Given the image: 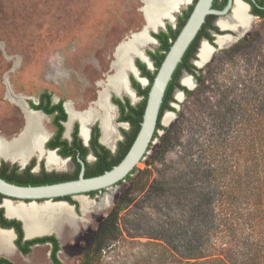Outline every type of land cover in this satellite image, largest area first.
<instances>
[{
    "label": "rangeland",
    "instance_id": "rangeland-1",
    "mask_svg": "<svg viewBox=\"0 0 264 264\" xmlns=\"http://www.w3.org/2000/svg\"><path fill=\"white\" fill-rule=\"evenodd\" d=\"M145 6L144 0H0V148L26 129L29 120L23 110L28 112L29 102H38V97L45 91L53 94L54 102L63 98L78 112L95 108V100L104 90L99 84L106 86L107 77L114 76L111 65L115 61V50L121 43L128 44L129 38L146 25ZM175 22L164 20L163 28L158 26L156 30H150L149 36L152 38L151 34L166 31L167 25L176 27ZM251 27L242 39L248 41L254 37L249 43L240 44L241 40H236L220 47L215 41L213 44L207 42L216 52L203 68L197 66L200 50L197 51L191 64L197 69V75L203 76L202 85L196 80L192 88L184 86L180 80L186 71L182 72L180 85L194 94L189 97L182 90L175 89L174 101L170 104L175 111H166L162 120L164 127L173 128L170 148H161V139H156L149 154L137 166L139 172H149L147 190L150 184L156 188L164 184V180L171 187L180 186L186 180L196 179L193 174L197 170L210 167L215 186L226 198V191L232 189L233 184L245 183L249 168L255 165L264 169V21L255 19ZM247 31L240 29L237 38L243 37ZM158 47L156 42L141 46L138 51L147 55L146 52H156ZM130 55L132 64L144 63L136 55ZM151 72H155V68ZM124 73L127 84L136 79L134 73ZM148 84L141 87L147 88ZM107 96L111 101L113 98H128L113 90H108ZM141 100L138 98L134 105ZM117 114L115 111L118 135L114 138V148L110 150L121 141V130H129V126L117 124ZM44 123L48 134L52 133L50 120L45 119ZM75 123L79 124V121L73 125ZM99 123L97 119L89 123L88 135L91 127ZM73 125L70 132L67 129L68 136ZM164 134L162 130L159 132L160 137ZM32 160L49 172H73V166L68 162L62 169H53L46 166L45 157L34 154L27 164ZM1 163L20 165L4 157H0ZM93 163L94 160H90V164ZM207 170L199 175L200 180L204 179ZM130 186V181H125L121 186L99 193L98 197L87 196L89 205L86 208L77 198L79 211L72 209L75 213L73 223L70 226L61 223V234L52 231L58 237V257L63 264H80L83 255L95 247V236L104 219ZM261 186L264 187L263 182ZM172 192L169 190L168 194L161 195L157 205L162 207L165 199L173 198ZM145 194L137 195L119 212L118 230L105 240L97 264H159L156 257L162 253L165 258L162 264H174L169 240L159 236V222L168 224V221L152 202L137 204ZM261 195L263 204L255 212L258 227L249 247L254 262L258 260L259 264H264V257L258 259L259 251H262L259 245H264V190ZM227 204L217 196L212 210L215 213L230 210L226 209ZM198 213L200 211L193 214ZM234 221L240 228L236 235L240 245L250 230L244 222ZM224 237L222 234L221 238ZM223 240L227 243V239ZM235 245L233 243L232 247ZM220 247L216 253L224 256L225 246ZM50 252V246H37L23 256L14 248L13 257L1 250L0 257H6L14 264H53ZM206 262L204 259L198 262L184 260L175 264Z\"/></svg>",
    "mask_w": 264,
    "mask_h": 264
},
{
    "label": "trees",
    "instance_id": "trees-1",
    "mask_svg": "<svg viewBox=\"0 0 264 264\" xmlns=\"http://www.w3.org/2000/svg\"><path fill=\"white\" fill-rule=\"evenodd\" d=\"M192 9L193 7L191 6L185 13V16L180 18L176 30L169 26L168 33L160 32L159 34L154 35L159 43V47L156 52H148V55L155 67V72L148 70L146 64L141 63L140 61L136 62L137 67L141 72V77L146 78L149 84L147 88H142L140 83L134 79L132 80L134 86L138 90L139 97L142 99L137 106H130L127 99L125 104L120 100H116V103L121 107L122 113V118H120L119 121L128 122L131 126L128 131L122 130L124 139L118 143L116 153L113 154L108 148L99 142L100 131L98 126H95L92 129L91 149L96 155L97 160L92 165H89L86 160L89 149L83 145L81 138H79V126L76 124L72 143L69 144L67 140L62 142V145L68 149V153L65 155H72L74 158L77 166L76 174H73L72 176L60 173L46 174L42 171V176L33 175L30 173V170L34 166L33 162L30 166L26 167L22 174L16 173V171L19 170V166L15 165L13 166L12 173H7L5 170L4 174H0V177L10 183L22 186H39L76 180L81 167L79 162H76L77 155H79L78 153H80V157L86 163L87 177L102 175L119 164L127 154L140 130V125L147 104L148 93L157 71L166 54L170 50V47L176 40L179 32L185 25ZM257 13L264 17V10L258 8ZM201 38L202 34L200 32L185 53L182 62L175 71L173 79L167 88L154 138V140L158 138L161 139V148L163 146L168 150L172 143L170 135L173 133V128L170 129L164 127L162 125V119L166 111H175V109L170 106L171 102L174 101L173 94L175 89L182 90L189 97L194 94L193 91L180 85L179 80L182 72H188L195 77L200 84L204 82L203 76L197 75V69L191 64V61L195 59ZM253 38L254 37L248 41H241L240 44L249 43ZM208 39L212 41V38L208 37ZM40 96L43 99L42 103L39 106H33L35 109H42L47 114H53L58 111L61 114L62 119L67 121L68 116L62 104L50 106L52 102L51 93L46 91ZM126 109L129 110L128 113H126ZM161 130L165 132L162 137L159 136ZM64 131V126L59 125L58 134L54 135L49 142L50 147H58V144H53L52 146L51 144L57 138H62ZM152 147L153 144L151 145L150 150ZM199 147L200 145L197 148ZM159 151H161V149H159L158 152ZM200 161L202 160L200 159ZM6 165L8 166L9 164L4 163V166ZM205 170L207 171L204 179L200 180L199 175H202ZM193 175L196 179L186 180V183L180 184V186L171 187L170 183L164 180V184H159L156 188L150 184V189L147 190V187L149 186V172L147 170L139 172V169L136 168L126 180L117 184V186H121L125 181H130L131 186L130 189L121 194L118 198L113 209L107 215L99 232L95 236V247L83 255L80 264H97L101 256L99 252L102 250L105 240L109 236L115 235L118 230L117 221L119 212L132 203L137 195H141L145 192L146 194L137 204L152 202L154 206L156 205L155 208L161 213L160 215L168 221V224H165L163 221L159 222V224H161L159 236L166 237V239L169 240L168 242L174 256L173 258L176 260H174V264L183 262L184 260H196V262H198L200 259L208 261L204 264H259L258 260L257 263L254 262V259L250 255L251 250L249 247V241L258 227V223L255 222L257 219L255 212L259 211L263 204L261 192H263L264 187H262L261 184L262 182L264 183V169H261V167L258 168L257 166L255 167V165L249 168L246 173L245 183L233 184L232 189L226 191V198H224L225 196L222 191L220 192V189L217 188L213 182V169L209 167L197 170ZM169 190L173 191V198L165 199L162 202V207L161 205L158 206L157 202L160 201L159 199L161 198V195L168 194ZM95 193L96 192H92L89 194ZM173 193L176 194L174 195ZM217 196L220 197L221 200L227 201L228 204L226 209L230 210H224L220 213L213 212L212 207H214L213 205L217 200ZM70 201L78 208V204L75 201ZM163 208L165 209L163 210ZM201 210H205V212ZM198 211H200V213L193 214ZM1 213H3V209H1L0 214ZM236 219L237 222H244L248 226L247 229L250 230V234L246 235L247 238H245L243 242H240V245L236 238V235L240 231L238 224L234 221ZM9 223L17 228L18 238L15 240V245L20 253L27 256L31 253L32 246L36 244L51 243L53 245L51 252L52 262L54 264H63L58 258L60 245L55 236L26 240L22 223L17 220H11ZM222 234L225 236L223 239H227V243H224V240L221 238ZM179 243H181V246H179ZM233 243H236V245L232 247ZM262 244L263 243L259 245V248H261L262 251H259L258 259L259 257H264V245ZM220 245L225 246L224 256H220L216 253L218 249L221 248ZM157 246L160 248L163 247L162 244H158ZM156 259L159 264H162L163 261H165L164 253L158 255ZM0 264L14 263L6 258H2L0 259Z\"/></svg>",
    "mask_w": 264,
    "mask_h": 264
},
{
    "label": "bare ground",
    "instance_id": "bare-ground-1",
    "mask_svg": "<svg viewBox=\"0 0 264 264\" xmlns=\"http://www.w3.org/2000/svg\"><path fill=\"white\" fill-rule=\"evenodd\" d=\"M144 1L146 2V6L143 13L145 14L146 25L140 32L133 34L129 38L130 41L128 40V44L121 43L115 50V52L117 51L116 55H114L115 61L111 65V70L114 72V76L111 75L107 77L106 86L105 84H99L103 86L104 90L99 93L95 103V108L78 112L71 108V105H66L70 117L69 122L66 124L68 131L70 132L72 124L75 120L80 121L82 126L81 137L85 138V141H88L89 135L87 128L89 123H91L93 119H99L103 130L102 142L112 149L114 148V138L117 137L118 132L114 125L115 107L112 106L110 98L107 96L108 90H113L118 95H130L131 98L136 101L137 98L135 97V93H133L134 91H131L132 89L130 88V85H128L124 79V72L127 71L134 72L136 74L135 77L138 79L140 78L138 72L131 63L130 54L141 58L144 63L152 68L150 58L145 53L139 52L138 49L141 46L148 44H156V40L149 36L150 30H156L158 26L163 28L164 20L174 22L176 16L183 10V7L187 6L190 2L188 0ZM252 23L253 18L247 15V6L240 0H236L232 16L220 19L218 26L223 30H234L237 33L239 32V29H243L244 31L248 30ZM236 40V38L228 35L218 36L216 42L220 47H224L228 43L235 42ZM215 52L216 50L214 47L208 45L206 41L202 42L201 49L198 54L200 60L197 62V66L199 68H203L210 62ZM139 81L141 83L143 82V85H147V81L141 79ZM181 83L188 88H192L195 84V80L185 74V76L181 79ZM15 100L19 102L18 99ZM26 110L28 112L23 110L29 120L26 129L18 138L1 145L2 148H0V157H4L5 159H18V161L26 164L34 154H37L47 157V165L49 168L62 169L64 166L63 164L68 161L57 158L53 153L46 152L44 148L49 137L48 130L44 123V120L47 118L36 114L27 108ZM78 200L85 208L89 205V200L85 197H81ZM14 203L23 204L20 202ZM25 206L31 207L23 210L22 206H13L11 203H6L5 208L10 216H17L18 219L20 218V220H24L22 221L26 224L25 230H27L26 234L28 238H32L33 236L35 237V235L40 236L43 232H52V229L60 233L62 227L60 225L61 223H66V226H70L75 220L72 209L65 205V203L55 204V206L46 205L40 208L37 204L33 203ZM49 225L50 228L48 230L47 226ZM7 233L8 232L2 233L0 231V250L8 254V257H13L14 246L12 244V239L14 236Z\"/></svg>",
    "mask_w": 264,
    "mask_h": 264
},
{
    "label": "water",
    "instance_id": "water-1",
    "mask_svg": "<svg viewBox=\"0 0 264 264\" xmlns=\"http://www.w3.org/2000/svg\"><path fill=\"white\" fill-rule=\"evenodd\" d=\"M212 3L213 0L197 1L190 17L188 18L187 22L179 32L176 40L170 47V50L166 54L160 68L157 71L153 84L150 87L147 98V104L143 115V120L140 125V130L134 142L132 143L130 149L128 150L127 154L124 156V158L121 160L119 164L114 166L111 170L106 171L102 175L87 178L85 177V171H86L85 163L84 161L80 160L81 173L77 180L64 181V182L48 184V185H39V186L16 185L0 177V195L5 196L3 205L7 200L8 201L14 200L16 202L23 203L24 205H29L33 203V204H37L38 206H41L46 203H51V204L65 203L68 206H70L68 203L58 200L68 196L87 197L88 194L92 192L105 191V190L108 191L109 189L116 187L119 182L126 180V178L146 158V156L150 152L151 145L154 144L155 142L154 140L155 133L157 131L160 112L164 102V97L167 88L173 79V75L175 71L182 62L185 53L187 52L192 42L196 39L199 31L202 29V26L206 22V18L210 15H215L219 18L220 16L227 15L231 8L232 0H230V4L224 11L213 10ZM133 66L140 76V78L139 79L136 78V80L139 83H140L139 81L140 79L145 80L148 83V80L146 78L141 77V73L137 69V67H135L134 63ZM146 66L147 69L150 71H153V69L155 68L153 66V63H152V68H150L147 64ZM184 74L189 75V73L187 72H185ZM194 80L196 81L195 78ZM27 106L29 110H31L32 112H35L36 114L38 113L41 116H45L43 113L39 111L30 109L29 105ZM68 122L69 120L67 121V123ZM67 123H65V126ZM86 145L89 147V142H87ZM44 148L45 150L55 154L54 151L48 150L45 146ZM115 149L111 151L114 152ZM91 158H93L92 154H91ZM26 165L27 164L25 165L20 164L22 169H24ZM20 221L22 222V228L25 234V238L28 240L53 235V232H48V233H43L40 236L28 238L25 230V224L22 220ZM0 231L11 233L14 236V239L16 237L15 232L12 229L0 228ZM55 237L58 239L57 235ZM12 244L14 248H16L13 242Z\"/></svg>",
    "mask_w": 264,
    "mask_h": 264
},
{
    "label": "flooded vegetation",
    "instance_id": "flooded-vegetation-1",
    "mask_svg": "<svg viewBox=\"0 0 264 264\" xmlns=\"http://www.w3.org/2000/svg\"><path fill=\"white\" fill-rule=\"evenodd\" d=\"M190 1V0H189ZM197 1L198 0H191L190 1V4L186 7V10H182V12L180 13V14H178L177 16H176V18H175V24H176V27H173V25L174 24H170V25H167V30L166 31H161V32H164V33H168V27L170 26V27H172L174 30H176L177 29V27H178V23H179V20H180V18H182V17H184L185 16V13L189 10V8L192 6L193 7V9H194V7H195V5H196V3H197ZM243 4H245L246 6H247V15L249 16V17H251V18H253V20L255 21V19H260V20H262V21H264V17L263 16H261V15H259V13H257V9L259 8V9H261V10H264V0H240ZM235 3H236V0H232V5H231V8H230V10H229V12H228V14L227 15H225V16H220V18L219 17H217V16H215V15H210V16H208L207 18H206V22L204 23V25L202 26V29L199 31V33L201 32V34H202V38H201V41H200V43L203 41V40H206L208 43H211V44H213V42L215 41L216 42V40H217V38H218V36H222V35H224V36H228V35H230V36H232V37H234V38H237V33L234 31V30H223V29H221L219 26H218V22H219V20L220 19H222V18H228V17H230V16H232V14H233V9H234V6H235ZM230 4V0H213V3H212V9L213 10H216V11H224L227 7H228V5ZM193 9H192V11H193ZM192 13V12H191ZM191 13H190V15H191ZM180 15V16H179ZM190 15H189V17H190ZM188 17V18H189ZM188 20V19H187ZM254 21H253V23H254ZM187 22V21H186ZM166 23H169V22H166ZM250 29V28H249ZM248 29V30H249ZM251 29H252V27H251ZM250 29V30H251ZM240 30V29H239ZM250 30L249 31H247L245 34H244V36L243 37H241V38H237V40H241V41H245V40H242V39H245V37L247 36V34L250 32ZM154 33V32H153ZM160 32H156V33H154V34H151L152 36H153V38L157 41V39L154 37V35L155 34H159ZM198 33V34H199ZM240 36H242V34H240ZM251 36V35H250ZM208 37H210V38H212V41H210L209 39H208ZM216 38V39H215ZM251 38V37H250ZM240 41V42H241ZM158 42V41H157ZM204 42V41H203ZM200 43H199V46H200ZM158 45H159V43H158ZM202 45V44H201ZM201 49V48H200ZM199 48H198V50H200ZM147 53V55H148V52H146ZM197 54V53H196ZM199 54V53H198ZM197 54V55H198ZM149 56V55H148ZM141 59V58H140ZM135 67H137V64L135 63ZM137 69L139 70V68L137 67ZM140 71V70H139ZM132 73H134V72H132ZM141 73V72H140ZM134 75H136L135 73H134ZM144 78V77H143ZM136 80V79H135ZM137 81V80H136ZM138 82V81H137ZM139 83V82H138ZM128 84H130V88L132 89H130L133 93H136L135 94V97H137V99H136V101H134L132 98H131V96L130 95H127L128 96V98H126L128 101H129V103H130V106H137V105H134V102H137L138 101V98H140L139 97V95H138V90H137V88L134 86V83L132 82V80L131 81H128ZM141 84V83H140ZM142 85H143V82H142ZM145 86V85H144ZM46 92V91H45ZM44 93V92H43ZM49 93H51V92H49ZM116 93V92H115ZM52 94V93H51ZM117 94V93H116ZM41 95V94H40ZM39 99H38V102H29V107H30V109H33V110H35V111H39V112H41V113H43L45 116L44 117H46L48 120H50V123H51V126H52V129H53V132L52 133H49V137H48V140H47V142H46V145H45V147L48 149V150H51V151H54L55 152V156L57 157V158H60L61 160H65V161H68V163H70V164H72V166H73V172L71 173V174H67V175H73V174H76V163H75V161H74V158H73V156L72 155H69V156H66L65 154H67L68 153V149L65 147V146H63L62 145V142L64 141V140H67L68 142H69V144H71L72 143V141H73V133H74V129H75V125L76 124H78V123H75L74 125H73V129H72V132H71V134H70V136H68V134H67V127L65 126V123H67V121L69 120V113H68V110H67V108H66V105H67V102H66V100L65 99H63V98H60L57 102H54L53 101V94H52V102H51V105L50 106H53V105H59V104H62V106H63V108H64V110H65V112H66V114H67V116H68V118H67V121H64L63 119H62V116H61V114L58 112V111H56V112H54L53 114H47V113H45V111L44 110H42V109H35L33 106H39L41 103H42V98H41V96H39L38 97ZM98 98V97H97ZM97 98H96V100H97ZM126 99H124V100H120V99H116V98H113L112 99V101H111V99H110V101H111V103L113 104V106L115 107V111H117L118 112V118L116 117V122H118L117 124L119 125V126H121V127H125V126H129V128L128 129H130L131 128V126H130V123H128V122H120L119 121V119L120 118H122V113H121V107L119 106V104L118 103H116V100H120L123 104H125L126 103ZM141 99V98H140ZM95 100V101H96ZM94 101V102H95ZM129 112V110L128 109H126V113H128ZM38 114V113H37ZM40 115V114H39ZM99 122H100V120L99 119H97ZM75 121H78V120H75ZM74 121V122H75ZM59 125H62V126H64V128H65V131H64V133H63V135H62V138H60V139H56L52 144H51V146L53 145V144H58V147H50V145H49V142H50V140L54 137V135H57L58 134V131H59ZM114 125H115V119H114ZM78 126H79V134H78V136H79V138H81V140H82V143H83V145L85 146V147H87L88 149H89V153H88V156H87V158H86V160H87V162H88V164L89 165H92V164H90V160H94V162L97 160V157H96V155L94 154V152L92 151V149H91V137H92V129L95 127V126H98V128H99V131H100V138H99V142L102 144V145H104L106 148H110V149H112L111 147H109V146H107L105 143H103L102 142V139H103V137L101 138V134H103V130H102V126H101V122L99 123V125L98 124H96V125H94L93 127H91V129L89 130V136H88V141H85L84 139L85 138H83V137H81L82 136V126H81V123H80V121H79V124H78ZM101 126V127H100ZM101 130H102V132H101ZM49 132V131H48ZM121 133H122V135H120L121 136V141H123V139H124V135H123V132H122V130H121ZM119 134H120V132H119ZM121 141H119V142H121ZM87 142H89V147L86 145V143ZM118 142V143H119ZM117 146L115 147L116 149H115V151L114 152H112L110 149V151L114 154V153H116V151H117V149H118V144H116ZM47 152V151H46ZM49 152V151H48ZM81 152V151H80ZM52 153V152H51ZM79 155H77V161L76 162H79V164H80V160H82V158L80 157V153H78ZM91 154L93 155V158H91ZM40 157H45L46 158V166L48 167V165H47V157L46 156H41V155H39ZM7 160H11V161H15V162H19L21 165H25L24 163H22V162H20V161H18V159H13V158H11V159H9V158H6ZM83 161V160H82ZM34 162V166L32 167V169L30 170V173L31 174H33V175H37V176H42V174H43V172L44 173H46V174H53V173H59V172H49L43 165H41V164H36V162H35V160H32V161H30L27 165H26V167L27 166H30L32 163ZM85 163V162H84ZM7 164H9V163H7ZM13 166H15V165H11V164H9L8 166L6 165V166H4V163H1L0 164V174H4V171L6 170V172L7 173H12L13 172ZM80 166H81V164H80ZM26 167L24 168V169H22L21 168V166L19 165V170L18 171H16V173L17 174H22L23 172H24V170L26 169ZM85 167H86V163H85ZM43 168V169H42ZM49 168V167H48ZM54 169V168H53ZM55 169H57V168H55ZM37 170V171H36ZM43 171V172H42ZM86 171H87V167H86ZM86 171H85V177H87V174H86ZM80 173H81V167H80V172H79V174H78V178H79V176H80ZM60 174H66V173H60ZM77 178V179H78ZM88 178V177H87ZM76 179V180H77ZM71 181V180H70ZM64 182V181H63ZM57 183H59V182H57ZM14 184V183H13ZM52 184H54V183H52ZM46 185V184H45ZM48 185V184H47ZM106 191V190H105ZM105 191H96V193L95 194H89L88 195V197H92V198H95V197H98V194L99 193H101V194H103ZM0 196H2V197H0V211H1V209H3V213H1L0 214V228H4V229H12L14 232H15V235H16V237H15V239H14V237H13V239H14V244H15V240L18 238V235H17V228L14 226V225H11L9 222L11 221V220H17V221H20V220H18V217L17 216H10L9 214H8V212L6 211H4V208H5V205H6V203H11L13 206H22L23 208V210H25V209H27V208H29V207H31V206H25L24 204H18V203H14V202H16V201H6L5 203H4V205H3V202H4V199H5V196H3V195H0ZM77 198L79 199V198H81V197H74V196H68V197H65V198H62V199H59L58 201H63V202H66V203H68L70 206H68L67 204H65V205H67L69 208H71V209H75V211H79V203H78V200H77ZM70 200H72V201H75L77 204H78V208H77V206L75 205V204H72L71 203V201ZM46 205H50V204H45V205H42V206H39V208L40 207H43V206H46ZM51 206H55V205H51ZM6 209V208H5ZM73 212H74V210H72ZM73 214H75V213H73ZM10 217H12V218H10ZM14 217H16V218H14ZM20 219V218H19ZM21 220H23V219H21ZM105 220V219H104ZM24 221V220H23ZM21 222V221H20ZM22 223V222H21ZM25 223V222H24ZM25 227H26V224H25ZM49 228H50V225L49 226H47V229L49 230ZM52 231H55L54 229H52ZM26 232H27V230H26ZM3 233V232H2ZM7 234H11V233H7ZM12 235V234H11ZM51 236H55V235H51ZM12 239V240H13ZM26 239V238H25ZM26 240H28V239H26ZM59 241V240H58ZM36 245H38V246H50L51 247V252H52V249H53V245L51 244V243H46V244H36ZM36 245H34V246H32V248H34V247H37ZM60 245V244H59ZM16 246V245H15ZM15 250H18L17 249V247L15 248ZM51 252H50V259H51ZM60 252V251H59ZM59 252H58V254H59ZM22 254V253H21ZM23 255V254H22ZM24 256V255H23ZM2 258H6V257H0V259H2ZM59 258V257H58ZM6 259H8V258H6ZM9 260V259H8ZM52 261V260H51ZM53 263V262H52ZM54 264V263H53Z\"/></svg>",
    "mask_w": 264,
    "mask_h": 264
}]
</instances>
